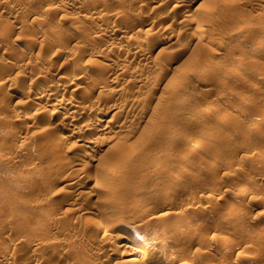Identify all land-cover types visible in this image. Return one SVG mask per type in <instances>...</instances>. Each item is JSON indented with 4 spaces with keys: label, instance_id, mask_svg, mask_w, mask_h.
Returning <instances> with one entry per match:
<instances>
[{
    "label": "rangeland",
    "instance_id": "374dc122",
    "mask_svg": "<svg viewBox=\"0 0 264 264\" xmlns=\"http://www.w3.org/2000/svg\"><path fill=\"white\" fill-rule=\"evenodd\" d=\"M0 58V264H264V0H0Z\"/></svg>",
    "mask_w": 264,
    "mask_h": 264
},
{
    "label": "bare ground",
    "instance_id": "6f19581e",
    "mask_svg": "<svg viewBox=\"0 0 264 264\" xmlns=\"http://www.w3.org/2000/svg\"><path fill=\"white\" fill-rule=\"evenodd\" d=\"M117 30H118V29H117ZM32 42H33V41H31V43L26 41V42L24 43L23 49L30 48L31 46H33L32 44H33L34 42H33V43H32ZM34 45H35V44H34ZM21 50H22V49H21ZM27 51H28V50H27ZM2 57H3V56H2ZM5 58H6V57H5ZM7 59H9V58H7ZM6 61H7V60H6ZM12 61H13V60H12ZM1 63H4V58H0V65L4 66V65L6 64V62H5L4 64H1ZM11 63H12V62H11ZM11 63L8 62V64H10V65H11ZM2 66H1V67H2ZM1 67H0V68H1ZM4 67H5V66H4ZM88 68H89V67H87V69H88ZM81 69H82V68H81ZM45 70H47V68H46ZM82 70H84V69H82ZM90 71H91V70H90ZM80 72H81V71H80ZM87 73H88V70H84L82 76H86ZM68 74H69V73H68ZM80 74H81V73H80ZM80 74H79V75H80ZM88 74H90V73H88ZM62 75H63V74H62ZM62 75H61V76H62ZM89 76H90V75H89ZM63 77H64V76H63ZM65 77H66V76H65ZM65 77H64V78H65ZM75 77H76V76H75ZM79 77H80V76H79ZM72 78H73V77H72ZM46 79H47V78H46ZM80 79H81V78H80ZM85 79H86V78H85ZM67 80H68V79H67ZM73 80H74V79H73ZM81 80H82V79H81ZM88 80H89V79H88ZM40 82H41V83H42V82L45 83V82H47V80H41ZM72 82H73V81H72ZM75 82H76V81H75ZM81 82H82V81H81ZM78 85H79V84H78ZM82 85H83V83H82ZM97 85H98V84H97ZM76 86H77V85H76ZM103 86H104V85H103ZM74 87H75V86H74ZM89 89H90V88H89ZM91 91H92V90H91ZM48 93H49V92H48ZM88 93H89V92H88ZM49 94H50V93H49ZM86 94H87V93H86ZM89 94H90V93H89ZM89 94H88V95H89ZM40 95H41V94H40ZM49 98H50V97H49ZM212 104H213V103H212ZM206 106H207V105H206ZM212 106H213V105H212ZM212 106H211V105H208V106L206 107V110L204 109L205 107H204L203 109H204L205 111H207V110H211V111H212V109H215V108H212ZM213 107H214V106H213ZM54 110H55V109H54ZM58 110H59V109H58ZM55 111H56V110H55ZM55 111H54V112H55ZM99 111H100V110H99ZM211 111H210V112H211ZM59 112H60V111H59ZM210 112H209V113H210ZM207 113H208V111H207ZM97 120H98V119H97ZM97 120H96V121H97ZM222 120H224V119H222ZM96 121H95V122H96ZM224 121H225V120H224ZM100 130H101V128H100ZM58 135H59L60 137H57V136H56L57 138L54 139V140H56V141L58 140L56 144L61 143L59 140H63L64 137H65L64 135H63L64 137L61 136L62 134H61V135L58 134ZM66 137H67V136H66ZM52 141H53V139H52ZM189 141H190V140H189ZM58 142H59V143H58ZM63 142H64V141H63ZM190 142H191V141H190ZM188 143H189V142H188ZM61 145H62V144H61ZM90 153H91V152H90ZM90 153H86V155L89 156V155H91ZM213 161H214V160L211 159V160H209V163L212 162V164H213ZM214 162H215V161H214ZM212 164H211V165H212ZM215 167H217V166H215ZM213 168H214V167H213ZM214 169H215V168H214ZM214 169H213V170H214ZM217 171H218V170H217ZM97 177H98V176H97ZM95 179H96V178H95ZM96 180H97V179H96ZM96 180H95V181H96ZM215 185H216V184H215ZM216 187H218V186L216 185ZM216 187H215V188H216ZM241 187H242V186H241ZM241 187H240L239 190H240V191L242 190V192H244V195H245V193H247L248 190H250L249 188H245V189H244V187H242V188H241ZM238 188H239V187H238ZM214 192H217V191H214ZM237 192H238V191H237ZM252 192H253V191H252ZM239 193H240V192H239ZM242 194H243V193H242ZM239 195H240V194H239ZM244 195H243V196H244ZM244 197H245V196H244ZM241 198H242V197H241ZM239 201H240V200H239ZM236 208H237V207H236ZM239 208H240V207H239ZM239 208H238V209H239ZM162 213H163V212H162ZM168 213H169V212H168ZM147 216H148V215H144L143 217H146V218H147ZM150 216H151V218L153 217L152 215H150ZM162 217H163V216H162ZM143 220H145V218H144ZM148 220H149V219H148ZM149 221H150V220H149ZM156 221H157V220H156ZM156 221H155V222H156ZM147 223H148V222H147ZM183 223H184V226H185V225H186L185 222H183ZM178 224L180 225V223H178ZM178 224H177V225H178ZM177 225H176V226H177ZM179 225H178V228H179ZM182 227H183V226H182ZM180 228H181V227H180ZM174 229H175V228H174ZM176 229H177V228H176ZM165 231H166V230H165ZM168 231H169V230H168ZM172 231H173V230H172ZM170 232H171V231H170ZM175 232H177V231H175ZM179 232H180V231H179ZM162 233H163V232H162ZM172 234H173V232H172ZM143 235H144V234H143ZM166 235H167V234H166ZM166 235H165V236H166ZM166 237H170V236L167 235ZM174 237H175V236H174ZM174 237H172V238H174ZM176 237H177V236H176ZM179 237H180V236H179ZM162 238H163V237H162ZM177 238H178V237H177ZM180 238H181V237H180ZM166 239H167V238H166ZM171 241H172L173 244L177 245V244H179V242H180L181 240L179 241V238H178V239H172ZM182 241H183V240H182ZM182 241H181V242H182ZM181 242H180V243H181ZM123 244H124V243H123ZM124 245H125V244H124ZM170 245H171V244H170ZM127 246H128V248H129V250H128V252H127L126 255L131 256L130 258L135 260V258L133 257V255H135V254L140 250V247H141L142 245H139L137 242H132V243L128 244ZM127 246H126V247H127ZM178 246H179V245L174 246V247L179 248ZM180 246H181V245H180ZM144 247H145V246H144ZM128 248H127V249H128ZM127 249H126V250H127ZM126 250H125V251H126ZM172 250H173V249H172ZM3 254H4V253H3ZM137 254H138V253H137ZM175 254H176V253H175ZM141 256L143 257V255H141ZM179 257H180V256H179ZM179 257H178V258H179ZM4 258H5V257H4ZM143 258H144V257H143ZM174 258H177V256H174ZM174 258L169 257L168 260L173 261ZM125 259H126V258H125ZM125 259H124V260H125ZM127 259H128V258H127ZM127 259H126L125 261H127ZM131 259H128L129 263H130V262L132 263ZM138 259H139V258H138ZM140 259H142V258L140 257ZM140 259H139V260H140ZM179 259H180V258H179ZM142 260H143V259H142ZM227 260H228V259H227ZM242 260H243V259H242ZM0 261H1V260H0ZM223 261H224V260H223ZM243 261L246 262V260H243ZM247 261H248V260H247ZM133 262H134V261H133ZM143 262H144V261H142V263H143ZM145 262H146V261H145ZM148 262H149V261H148ZM168 262H169V261H168ZM221 262H222V261H221ZM241 262H242V261H241ZM134 263H135V262H134ZM205 263H206V262H204V263H202V264H205ZM242 263H243V262H242ZM132 264H133V263H132ZM135 264H136V263H135ZM145 264H146V263H145ZM206 264H208V263H206Z\"/></svg>",
    "mask_w": 264,
    "mask_h": 264
}]
</instances>
